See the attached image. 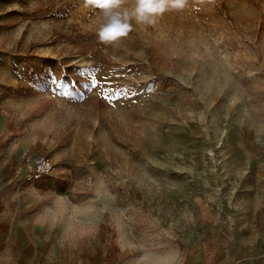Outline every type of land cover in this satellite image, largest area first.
<instances>
[{"label":"rangeland","instance_id":"374dc122","mask_svg":"<svg viewBox=\"0 0 264 264\" xmlns=\"http://www.w3.org/2000/svg\"><path fill=\"white\" fill-rule=\"evenodd\" d=\"M99 22L84 0H0V159L51 158L25 182L37 212L114 264L264 251V0H187L116 44Z\"/></svg>","mask_w":264,"mask_h":264},{"label":"crops","instance_id":"0c3cea01","mask_svg":"<svg viewBox=\"0 0 264 264\" xmlns=\"http://www.w3.org/2000/svg\"><path fill=\"white\" fill-rule=\"evenodd\" d=\"M18 167L0 159V264H114L104 237H81L76 226L47 222L37 212ZM240 262L264 264V251Z\"/></svg>","mask_w":264,"mask_h":264},{"label":"clouds","instance_id":"9594fccd","mask_svg":"<svg viewBox=\"0 0 264 264\" xmlns=\"http://www.w3.org/2000/svg\"><path fill=\"white\" fill-rule=\"evenodd\" d=\"M99 13L97 36L101 43L116 44L136 24H153L156 16L170 9H182L187 0H84ZM127 5V6H126Z\"/></svg>","mask_w":264,"mask_h":264},{"label":"built area","instance_id":"2783aa9c","mask_svg":"<svg viewBox=\"0 0 264 264\" xmlns=\"http://www.w3.org/2000/svg\"><path fill=\"white\" fill-rule=\"evenodd\" d=\"M22 170L19 176L21 182L36 180L48 175L54 167L51 158L43 155L34 156L28 150L20 155Z\"/></svg>","mask_w":264,"mask_h":264},{"label":"snow or ice","instance_id":"6c2138e0","mask_svg":"<svg viewBox=\"0 0 264 264\" xmlns=\"http://www.w3.org/2000/svg\"><path fill=\"white\" fill-rule=\"evenodd\" d=\"M92 87H96V83H95V81L92 83Z\"/></svg>","mask_w":264,"mask_h":264}]
</instances>
